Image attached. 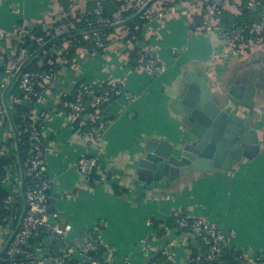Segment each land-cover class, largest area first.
Returning a JSON list of instances; mask_svg holds the SVG:
<instances>
[{
	"label": "crops",
	"instance_id": "1",
	"mask_svg": "<svg viewBox=\"0 0 264 264\" xmlns=\"http://www.w3.org/2000/svg\"><path fill=\"white\" fill-rule=\"evenodd\" d=\"M61 1L67 4L70 17L85 11L89 4V0H0V48L15 49L16 29L21 25L36 33L51 29L63 15ZM201 6L200 0H159L147 11L138 48L150 51L155 62L165 66L158 77L128 69L135 44L126 39L127 31L122 27L105 37L107 44L99 53L79 48L69 65L62 55L57 59L53 55L59 69L42 105L19 97V91L13 97L15 86L8 92L12 115L19 113L14 104L19 114H29L28 118L41 123L48 149L46 174L54 179L49 203L60 213V225L71 227L64 239L57 240V250L41 247L35 257L37 264H46L61 250L75 261L84 239L95 232L102 235L97 256L104 263L116 264L126 257L133 264H144L150 256L169 255L166 263L187 264L191 260V264L198 260V248L192 247L191 234L175 225L179 217H201L227 232L229 247L234 248L232 259L238 257L239 249L242 257L264 251V33L245 40L244 53H236L226 48L223 37L197 30L202 24ZM168 7L171 11H165ZM161 11L162 19L157 16ZM222 12L247 20H258L262 15L257 6L248 13L244 0H228ZM43 64L47 63L39 58L35 66ZM187 70L194 71L196 77L206 76L214 89L254 83L252 109L239 107L237 115H250L254 123L261 124L256 125L258 156L250 161L242 159L229 171L191 173L175 182L163 179L145 185L137 180L136 161L147 140L173 141L179 134L180 125L172 113L173 96ZM112 78H122L124 83L121 94L102 112L100 123L91 129L74 122L62 96L71 95L81 84L97 85ZM89 130L94 141L88 138ZM84 151L99 162L88 176L74 164ZM12 157L16 160L15 144L4 117L0 119V161ZM13 165L17 167V160L5 166L0 175V187L6 195L0 203L8 213L0 218V230L14 229L23 205L20 173L13 172ZM44 232L43 236L49 233ZM165 237L166 246L160 251Z\"/></svg>",
	"mask_w": 264,
	"mask_h": 264
},
{
	"label": "built area",
	"instance_id": "2",
	"mask_svg": "<svg viewBox=\"0 0 264 264\" xmlns=\"http://www.w3.org/2000/svg\"><path fill=\"white\" fill-rule=\"evenodd\" d=\"M200 1L202 2V24L197 30L210 37H223L226 48L243 54L246 48L244 34L247 33L257 37L259 34L264 33V13L259 21L252 23L248 27L225 29L220 25V19L228 0ZM89 2L94 3V8L91 12L94 17L93 22H88L86 16L89 13L85 10L77 15L69 16V20L56 27L49 36L53 38L56 35L71 32L75 29V24L82 21L86 23L85 29H89L123 20L120 11L114 13L111 20L104 18L101 0H89ZM146 2L147 0H133L130 2L132 4L129 3L126 7L133 8L136 12ZM248 5L250 7L264 5V2L250 0ZM147 11L143 15H146ZM165 11H171V8L168 7ZM67 16L63 12L61 18ZM157 16L162 19L164 14L161 11ZM102 33L93 31L91 33H83L82 37L84 40L92 41L94 48L99 49L103 48V39H105ZM16 36L18 45L15 49L0 48V59L2 61L0 69V119L5 117L1 101L2 93L20 64L29 56L27 49L21 45L27 40L35 42L38 48L46 43L42 38L33 34L25 25H21L16 29ZM67 45L68 43L66 42L60 47L52 48L49 52L45 50L41 53V61L52 64L51 58L48 57L53 55L61 57V53ZM141 52L142 64L135 71H144L151 77H158L165 72V66L157 64L150 51L142 49ZM52 78L53 76L49 72L40 71L39 67L35 70H27L26 67L19 76L15 86L22 94L21 96L31 99L32 102L38 105H42ZM123 83L124 80L122 78H112L105 81V83L97 85L81 84L72 90L71 95L65 93L62 96V103L74 122L81 126H91L90 128L92 129L93 125L100 122L101 114L106 107L121 94V85ZM87 109H90V112L87 113ZM86 116L88 120L84 119ZM28 117L29 114L26 116L20 114L18 125L16 126L19 138L23 137L24 139V148L21 150L25 171L27 210L19 230L4 253L5 261L1 264H37L35 257L40 252L41 247L51 246L54 241L64 239L65 235L71 230L69 225L63 227L60 225V213L53 210L50 206V190L54 179L46 174L48 149L43 140L39 119L32 120ZM87 135L90 141L95 140L92 130H89ZM74 164L82 175L88 176L93 170L98 168L99 162L96 158L89 156L87 151H84L79 154ZM12 170L15 173L18 171V167L13 165ZM176 223L178 227H188V232L197 240L202 250L201 262L203 264H224L222 257L226 249L230 248V245L228 237L222 229L201 217H179ZM165 229L167 230L168 228L165 226ZM12 231L13 229L10 228H1L0 247ZM44 231L49 233L41 237L39 241L32 243V238ZM101 240L102 235L100 233H92L84 239L79 257L75 261H72L69 253H65L62 250L59 254L51 257L50 261L52 264H96L91 257L87 256V253L91 252L96 255ZM261 253H254L251 256H238L235 264H264V258ZM167 257L169 260V255ZM190 262L191 260L187 264H190ZM116 264L133 263L129 258L125 257L117 261ZM147 264H158V258L150 260Z\"/></svg>",
	"mask_w": 264,
	"mask_h": 264
},
{
	"label": "water",
	"instance_id": "3",
	"mask_svg": "<svg viewBox=\"0 0 264 264\" xmlns=\"http://www.w3.org/2000/svg\"><path fill=\"white\" fill-rule=\"evenodd\" d=\"M159 0H147V2L130 17L116 23L92 27L81 31L91 33L93 31L104 32L125 27L138 17H141L154 3ZM255 6H252L254 8ZM71 32L62 33L48 40L29 55L18 67L12 79L2 93L1 101L5 117L9 123L13 141L15 144L17 167L21 179V194L23 205L16 226L3 243L0 249L2 259L8 245L20 228L27 210L25 196V171L23 165L20 138L7 101L8 92L13 89L19 76L27 65L41 53L47 50L58 40H65ZM0 59V66H1ZM192 70H187L182 79L180 90L173 96L174 105L172 113L176 115L180 125V132L171 140L149 139L143 147L140 157L136 161L137 180L145 185H152L165 179L167 182H175L187 178L191 173H210L214 170L229 171L235 163L242 159L253 160L258 156L260 147L257 139L256 125L250 115L240 117L238 108L251 110L253 107L254 83L246 82L242 85L231 83L224 87L211 88L206 76L196 77ZM88 120V117H84ZM181 232L187 233L188 227H180ZM178 228L175 229V232ZM224 232V231H223ZM227 235V232H224ZM192 247L198 248L197 264H200L202 250L197 240L191 235ZM160 251L166 246L167 237L164 239ZM233 248L230 247L229 251ZM45 251L48 252L46 249ZM241 249L236 251V256H241ZM96 264H107L100 257L87 253ZM155 256H150L144 264L150 262ZM235 261L236 258H233ZM46 264H52L51 261Z\"/></svg>",
	"mask_w": 264,
	"mask_h": 264
},
{
	"label": "trees",
	"instance_id": "4",
	"mask_svg": "<svg viewBox=\"0 0 264 264\" xmlns=\"http://www.w3.org/2000/svg\"><path fill=\"white\" fill-rule=\"evenodd\" d=\"M260 1L264 2V0H260ZM249 2H250V0H244V3L246 4V8H247L248 13L251 9V7L248 5ZM128 4L129 3L125 2L124 0H101V6H102V10H103L102 15L104 18L111 20L114 13H116L117 11H120L121 18L126 19L135 13V10L133 8H127L126 7ZM130 4H132V3H130ZM61 5L63 7L64 12L67 14V12H69V9L67 8V4L64 3L63 1H61ZM257 7L260 9V12L263 14L264 13V5H257ZM93 8H94V3L89 2L88 6L86 8V11L89 13L86 16L88 22H93V20H94V17L91 14ZM144 16L145 15L138 17L133 22L127 24L123 28L124 30L127 31L126 39H130L133 42V44H135V47L129 56L128 69L130 71H135L142 64V62H141L142 52L138 48L139 47L138 44L139 43L141 44V42H142V30H143L144 25L146 23ZM261 17H262V15H261ZM261 17L258 20H247V19L236 18V17H233L231 15H226V13H222V16L220 19V25L225 29H232L235 27L245 28V27H248L249 25H251L252 23L259 21L261 19ZM68 20H69V15L65 18L58 19V21H56V23L52 26V28L48 29V31H46V32L36 33L35 31H32V33L35 34L36 36L42 38L45 42H47L48 40L51 39V37L49 36L50 33L53 32V30L56 27H58L60 24L65 23ZM85 28H86V23L84 21H82L81 23H76L75 29L73 31H71L70 35L65 37L64 41L63 40L56 41L47 49V51L49 52L52 48L60 47L63 43L67 42L68 43L67 47L61 53L62 58L66 62V65H69L75 59V57L77 55V50L79 48H82V47L87 48L90 52H95V53L101 52L103 48H99V49L94 48L92 41L84 40V38L82 37L81 31L85 30ZM111 32H113V31L107 30V31H104L102 33V35H104L106 37ZM244 35H245L246 40L248 38L252 37L251 35H249L247 33H245ZM106 44H107V42L105 41V39H103V47H105ZM21 46H23L27 49L29 55L33 54L38 49L37 44L35 42L29 41V40L25 41V43L22 44ZM40 57H42V54H40L38 57H36L32 61L31 65L29 67H27V70L37 69L38 67H36L35 64L38 62ZM48 58H51L53 63L52 64H43L41 67H39V70L49 72L53 76L54 72L56 70H58L59 67L54 63L55 57L52 56V57H48ZM154 61H155V58H154ZM18 91L19 90L15 86V88L11 92V95L14 97H17L19 95ZM21 95H19V97H21ZM13 107L15 109H17L19 113L21 112L17 105H13ZM88 112H90V109H87V113ZM19 113L13 112V115H12L13 119H14V123L16 126L18 125V120H19V116H20ZM99 123H97V124H99ZM75 127H76V130L79 129L78 124H76ZM20 144H21V149H23L24 148L23 137H20ZM8 164H16L15 158L12 157L10 159H5V160L0 161V175H2L4 173V167L8 166ZM0 198H1V200L3 198H6L5 192L1 189V187H0ZM3 200H5V199H3ZM7 215H8L7 211H5V209L2 207V205L0 203V218L7 216ZM168 224H169L168 227H173L170 225V223H168ZM175 225L177 226V223H175ZM44 233L45 232H41L37 236H34L31 240L32 243L39 241L41 239V237H43ZM50 248H54L56 250L59 248L57 240L53 242V244L50 246ZM232 253H233V251H229V249H226V251L224 252L223 257H222L224 264H235V261L232 259ZM260 253L261 252H258L257 254H260ZM97 254H98V251H97L96 255ZM261 254L263 255V258H264V251H262ZM195 258L196 257H193V260ZM4 261H5V257L3 256V259H2V261H0V264ZM163 263H166V257L159 255L158 264H163ZM166 264H170V263L167 262ZM191 264H196V262L193 261ZM200 264H203V263L200 262Z\"/></svg>",
	"mask_w": 264,
	"mask_h": 264
}]
</instances>
